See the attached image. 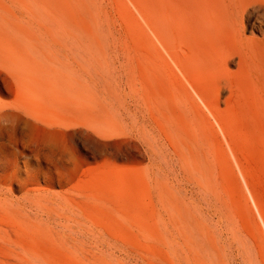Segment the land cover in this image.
<instances>
[{"label": "rangeland", "instance_id": "obj_1", "mask_svg": "<svg viewBox=\"0 0 264 264\" xmlns=\"http://www.w3.org/2000/svg\"><path fill=\"white\" fill-rule=\"evenodd\" d=\"M0 58V104L84 123L2 129L0 264H186L221 246L264 264V0H0ZM33 195L78 224L34 216Z\"/></svg>", "mask_w": 264, "mask_h": 264}, {"label": "bare ground", "instance_id": "obj_2", "mask_svg": "<svg viewBox=\"0 0 264 264\" xmlns=\"http://www.w3.org/2000/svg\"><path fill=\"white\" fill-rule=\"evenodd\" d=\"M29 22H30V20H29ZM33 23V22H32ZM38 25H39V27H41V28H43V26H41V24L38 22ZM28 29V28H27ZM42 32H43V30H42ZM13 34H14V32H13ZM61 34V33H60ZM43 35V34H42ZM51 37V36H50ZM39 38H41V39H44L43 37H39ZM70 38V37H69ZM72 38V37H71ZM51 39H52V42H57L56 41V39L54 38V37H51ZM67 39V38H66ZM160 39V38H159ZM38 40V39H37ZM49 40V39H48ZM63 40H64V38H63ZM68 40V39H67ZM73 40V39H72ZM50 41V40H49ZM74 41V40H73ZM160 41H161V39H160ZM162 41H163V43H162V45H163V47H164V49H165V51L167 52V54L169 55V57H171L172 59H173V61H174V63H175V65L176 66H178V59H177V54H175L173 51H172V47H171V45H170V43H169V41L167 40V36H166V39L165 38H163L162 39ZM53 44V43H52ZM73 44H75V43H73ZM78 45V44H77ZM33 46L34 47H37V45H34L33 44ZM54 48H55V46H53ZM80 47V46H79ZM47 49V48H46ZM55 49H57V47L55 48ZM73 49V48H72ZM78 49V48H77ZM81 49V48H80ZM84 49H86V48H84ZM59 50H62V49H59ZM74 50V49H73ZM13 51V50H12ZM16 51V50H15ZM14 51V52H15ZM43 51H45V52H42L41 53V56H43V59H44V61H45V63H46V67L49 69V70H51V71H54L53 70V68H52V66H53V63H54V65H57V62L56 61H52V59H51V57H50V55H51V50L49 49H47V50H43ZM87 51V50H86ZM59 52V51H58ZM64 52V51H63ZM79 52V51H78ZM74 53V52H73ZM87 53V52H86ZM5 54V53H4ZM33 54H35V53H33ZM64 54V53H63ZM67 54V53H66ZM65 54V55H66ZM85 54V52L83 53V55ZM75 55V54H74ZM89 55V54H88ZM7 56V55H6ZM5 56V57H6ZM19 56V55H18ZM76 56H77V54H76ZM86 56H87V54H86ZM158 56L160 57V55L158 54ZM4 57V58H5ZM22 57H24L23 55H22ZM67 57L69 58V55H67ZM88 57V56H87ZM21 58V57H20ZM78 58H79V56H78ZM83 58H84V56H83ZM91 58V57H90ZM161 62H163V65L164 66H166L170 71H171V73H173V75H174V72H173V70H172V68L168 65V63L166 62V59L161 55ZM1 59V58H0ZM3 59V58H2ZM1 59V60H2ZM7 59V58H6ZM5 59V60H6ZM11 59V58H10ZM27 59V58H26ZM86 59V58H85ZM89 59V58H88ZM12 60V59H11ZM23 59H21V60H19L20 62L22 61ZM3 61V60H2ZM26 61H28V60H26ZM31 60L29 59V62H30ZM70 61H71V59H70ZM82 61H84V60H82ZM87 61V60H86ZM89 61V60H88ZM6 62V61H5ZM32 62V61H31ZM34 62H36V61H33V63ZM73 62V61H72ZM72 62L71 63H69V64H71L72 65ZM13 63H14V61H13ZM23 63V62H22ZM19 64V63H18ZM35 64H37V63H35ZM75 64V63H74ZM73 64V65H74ZM85 64V63H84ZM87 64V63H86ZM94 64V63H93ZM7 65H8V63H7ZM13 65V64H12ZM17 65V64H16ZM2 66H3V64H2ZM5 66V65H4ZM11 66V65H10ZM76 66V65H75ZM86 66V65H85ZM97 66V65H96ZM96 66H95V68H96ZM72 67V66H71ZM11 68V67H10ZM18 68V67H17ZM25 68V67H24ZM61 68V67H60ZM5 69V68H4ZM19 69V68H18ZM10 70H13V69H10ZM20 70V69H19ZM22 70V69H21ZM20 70V71H21ZM35 71H36V69H34ZM74 70V69H73ZM5 71H6V69H5ZM16 71H17V69H16ZM81 70H79V72H80ZM19 72V71H18ZM17 72V73H18ZM39 72V71H38ZM72 72V71H71ZM92 72V71H91ZM7 73V72H6ZM9 73V72H8ZM22 73V72H21ZM20 73V74H21ZM35 73V72H34ZM42 73V72H41ZM68 73H70V72H68ZM76 73V72H75ZM40 74V73H39ZM12 75V74H11ZM14 75V74H13ZM25 75V74H24ZM26 75L27 76H29V74H27L26 73ZM73 75V74H72ZM81 75V74H80ZM84 75H86V74H84ZM40 76V75H39ZM83 76V75H82ZM89 76V75H88ZM97 77L99 76V75H96ZM10 77H12V76H10ZM18 77V76H17ZM22 77V76H21ZM29 77H34V76H29ZM76 77H78V75L76 76ZM80 77V76H79ZM85 77V76H84ZM92 77V76H91ZM90 77V78H91ZM13 79H14V77H12ZM28 78V77H27ZM40 78V77H39ZM88 79L89 80V78L88 77H85V79ZM26 79V78H25ZM31 79V78H30ZM28 80V79H27ZM87 80V81H88ZM91 80H92V78H91ZM14 81H17V80H15L14 79ZM34 81V80H33ZM36 81V80H35ZM34 81V82H35ZM10 82H11V80H10ZM13 82V81H12ZM21 82V81H20ZM30 83L32 82V81H29ZM39 82V81H38ZM94 82V81H93ZM98 82V81H97ZM26 83H27V81H26ZM25 83V84H26ZM42 83H43V81H42ZM41 83V84H42ZM89 83H91V82H89L88 81V83L87 84H89ZM19 84V83H18ZM21 84H23V83H21ZM29 84V83H28ZM32 84V83H31ZM37 84V83H36ZM40 84V83H39ZM43 84H47V83H43ZM180 84V89L182 88V85H181V83L180 82H178L177 80H176V85H179ZM14 85H15V83H14ZM34 85V84H33ZM97 85V84H96ZM25 86V85H24ZM42 86V85H41ZM11 87V86H10ZM33 88H34V86H32ZM38 87H40V86H38ZM43 87V86H42ZM45 87V86H44ZM41 88V87H40ZM67 88V87H66ZM66 88H64V90L66 89ZM96 88V87H95ZM12 89V88H11ZM19 89V88H18ZM39 89V88H38ZM38 89H36V90H38ZM43 89V88H42ZM97 89H98V87H97ZM183 89V88H182ZM20 90V89H19ZM33 90H35V89H33ZM32 90V91H33ZM50 90V89H49ZM48 90V91H49ZM94 90H96V89H94ZM13 91V90H12ZM27 91V90H26ZM39 91V90H38ZM43 91V90H42ZM47 91V90H46ZM47 91V92H48ZM6 92V91H5ZM11 92V91H10ZM23 92V91H22ZM21 92V93H22ZM8 93V92H7ZM35 93V92H34ZM33 93V94H34ZM39 93V92H38ZM44 93V92H43ZM8 94H10V93H8ZM31 94V92L28 94V95H30ZM78 94V93H77ZM97 94H98V92H97ZM14 95V94H13ZM38 95H40V93L38 94ZM17 96V95H16ZM31 96V95H30ZM41 96H43L42 94H41ZM40 96V97H41ZM45 96V95H44ZM49 96V95H48ZM46 97V96H45ZM1 98V97H0ZM34 98H36V97H34ZM49 98V97H48ZM54 98V97H53ZM76 98V97H75ZM3 99V98H2ZM33 99V98H32ZM39 99V98H38ZM41 99V98H40ZM43 99H45V98H43ZM46 99H47V97H46ZM77 99V98H76ZM81 99V98H80ZM88 99V98H87ZM91 99H93L92 101H94V98H92L91 97ZM14 100V99H13ZM42 100V99H41ZM52 100V99H51ZM51 100H49V103H50V101ZM54 100V99H53ZM55 100H59V99H55ZM89 100V99H88ZM36 101H37V99H36ZM48 101V100H47ZM78 101H79V99H78ZM85 101V100H84ZM38 102V101H37ZM42 102V101H41ZM95 102H96V100H95ZM40 103V102H39ZM45 102H43L42 103V105L44 104ZM57 103H58V101H57ZM61 103H63V102H61ZM46 104H48V103H46ZM51 104V103H50ZM50 104H49V108H52L51 106H50ZM68 104H70L69 102H68ZM53 105V104H52ZM59 105H60V102H59ZM48 106V105H47ZM65 106V105H64ZM55 107V106H54ZM59 107H61V106H59ZM78 107H80V105L78 106ZM57 108V107H56ZM7 109H11V110H13L14 112V114H13V117H12V120H11V123L9 124V125H7V126H3V127H1L0 126V134H1V131H2V129H5V130H13V129H15L17 126H19V128L21 129V131L24 133V134H27V133H29V131L31 130V128H32V124L34 123L35 124V122H41V123H44L45 125L47 124V126H50V127H57V128H63V127H66V126H70V125H76L77 127H82L83 125H84V123H83V121L81 120V119H78V120H76L75 122H70V121H68V119L66 120V119H50L49 121H46V122H44L43 120H41L39 117H38V115H37V113L32 109V108H30V106H25L22 102H19V101H13V102H11V103H6V104H0V115H1V113L3 112V111H5V110H7ZM64 109V108H63ZM66 109V108H65ZM97 109V108H96ZM61 110V109H60ZM55 111V110H54ZM65 111V110H64ZM7 112V111H6ZM66 112V111H65ZM75 112V111H74ZM63 113V112H62ZM62 113H59V114H62ZM67 113V112H66ZM76 114V113H75ZM64 115H65V113H64ZM70 115V114H69ZM61 117H62V115H61ZM74 118H75V116H73ZM77 117V116H76ZM37 124V123H36ZM38 125V124H37ZM88 126V125H87ZM45 127V126H44ZM43 127V128H44ZM95 127V126H94ZM86 128V127H85ZM46 129V128H45ZM96 129V128H95ZM42 130V129H41ZM81 133H82V131H80ZM5 133V132H4ZM17 133V132H16ZM15 133V134H16ZM18 134H19V132H18ZM5 135V134H4ZM10 135V134H9ZM21 135V134H20ZM35 135V134H34ZM18 138V137H17ZM23 138V137H22ZM74 138V137H73ZM24 139V138H23ZM57 139H58V137H57ZM61 139V138H60ZM1 140V139H0ZM10 140V139H9ZM13 140V139H12ZM21 140V139H20ZM76 139H74V141H75ZM92 140H94V139H92ZM91 140V141H92ZM19 141V140H18ZM17 142V141H16ZM21 142H24V141H20V143ZM95 142V141H94ZM0 143H1V141H0ZM5 143V142H4ZM32 143V142H31ZM71 143V142H70ZM6 144H7V142H6ZM13 144V143H12ZM34 144V143H33ZM78 144H80L79 142H78ZM97 144H99V143H97ZM2 145V144H1ZM0 145V146H1ZM18 145H19V142H18ZM26 145V144H25ZM24 145V146H25ZM35 145V144H34ZM3 146V145H2ZM1 146V147H2ZM21 146V145H20ZM23 146V145H22ZM31 146H33V145H31ZM30 146V147H31ZM1 147H0V149H1ZM11 147H13V145L11 146ZM82 147H84V146H82ZM5 148V147H4ZM23 148V147H22ZM74 148V147H73ZM16 149V148H15ZM25 149V148H24ZM44 149V148H43ZM29 150H31V149H29ZM22 151V150H21ZM43 151V150H42ZM78 151H79V148H78ZM77 151V152H78ZM85 151H87V150H85ZM2 152V151H1ZM23 152V151H22ZM32 152H34V150L32 151ZM38 152V151H37ZM87 152H89V151H87ZM93 152V151H92ZM91 152V153H92ZM39 153V152H38ZM81 153V152H80ZM3 154V153H2ZM18 154V153H17ZM43 154V153H42ZM93 154V153H92ZM94 154H96V153H94ZM25 155V154H24ZM39 155V154H38ZM13 156V159H14V154L12 155ZM22 156V155H21ZM41 156V155H40ZM75 156H76V153H75ZM91 156V155H90ZM92 157V156H91ZM17 158V157H16ZM23 158V157H22ZM29 158V157H28ZM33 158L35 159V157L33 156ZM40 158V157H39ZM73 158V157H72ZM83 158V157H82ZM6 159V158H5ZM10 158H8V160H9ZM40 160V159H39ZM38 160V161H39ZM42 160V159H41ZM73 160H75V159H73ZM1 161V160H0ZM6 162H7V159L5 160ZM27 161V160H26ZM25 161V162H26ZM46 161V160H45ZM44 161V162H45ZM55 161V160H54ZM59 161V160H58ZM61 161V160H60ZM6 162H3V163H6ZM10 162V161H9ZM85 162V161H84ZM3 163H2V167L1 168H3ZM15 163V162H14ZM38 163V162H37ZM47 163H49V161L47 162ZM55 163H56V161H55ZM61 163V162H60ZM80 163V162H79ZM86 163V162H85ZM11 164V163H10ZM16 164H17V162H16ZM19 164V163H18ZM17 164V165H18ZM25 164V163H24ZM50 164V163H49ZM53 164V163H52ZM57 164V163H56ZM55 164V165H56ZM5 165V167H6V164H4ZM16 165V167H18ZM20 165V164H19ZM23 165V164H22ZM74 165V164H73ZM15 166V165H14ZM51 166H53V165H51ZM67 166V165H66ZM64 167H65V165H64ZM8 167H6V169H7ZM19 168V167H18ZM24 168V167H23ZM30 168V167H29ZM37 168V167H36ZM54 168V167H53ZM69 168V167H68ZM75 168V167H74ZM73 168V169H74ZM17 169V168H16ZM31 169V168H30ZM40 169H41V167H40ZM46 169V168H45ZM9 170V169H8ZM18 170V169H17ZM21 170V169H20ZM42 170V169H41ZM47 170V169H46ZM5 171V170H4ZM23 171V170H22ZM31 171V170H30ZM36 171H39L38 169H36ZM49 171V170H48ZM47 171V172H48ZM0 172H2V170L0 171ZM13 172H15V171H13ZM40 172V171H39ZM69 172V171H68ZM16 173V172H15ZM42 173V172H41ZM12 174H14V173H12ZM21 174V173H20ZM23 174H24V172H23ZM27 174H30L29 172L27 173ZM33 174V173H32ZM37 174H39L38 172H37ZM53 174H55V173H53ZM11 175V174H10ZM31 175V174H30ZM41 175V174H40ZM47 175V174H46ZM56 175V174H55ZM56 176H58V174L56 175ZM11 177H12V175H11ZM10 177V178H11ZM35 177V176H34ZM59 177V176H58ZM16 178H18V177H16ZM26 178V177H25ZM27 178H29L28 176H27ZM60 178V177H59ZM15 179V178H14ZM19 179V178H18ZM35 179V178H34ZM44 179V178H43ZM58 179V178H57ZM13 180V179H12ZM25 180V182H26V179H24ZM24 180H22L23 182H24ZM31 180H32V178H31ZM14 181V180H13ZM21 181V182H22ZM61 181H62V179H61ZM7 182V181H6ZM18 182V181H17ZM21 182H19V183H21ZM24 182V183H25ZM37 182V181H36ZM47 182V181H46ZM2 183V182H1ZM50 183V182H49ZM51 183H53V182H51ZM44 184V183H43ZM2 185H4L3 183L0 185V191H2V189H5ZM7 185V184H6ZM56 185V184H55ZM57 185H59V184H57ZM19 186H20V184H19ZM11 187V186H10ZM18 187V186H17ZM23 188V187H22ZM30 190H32V188L30 189ZM47 190V189H46ZM8 191V190H7ZM13 191V190H12ZM47 191H49V190H47ZM36 192V191H35ZM34 192V193H35ZM39 192V191H38ZM46 192V191H45ZM22 193V192H21ZM28 194V193H27ZM5 195V194H4ZM8 195V194H7ZM21 195V194H20ZM31 195V194H30ZM12 197V196H11ZM66 197H68V196H66ZM6 198H8V197H6ZM17 198V197H16ZM25 198H28L27 197V195L25 194ZM32 198V200H29V199H25L26 200V203L24 204V206H26L27 208H25V209H27L28 211H30V212H33L34 213V216H36V217H39L41 220H44V221H47V222H53V223H55V224H57V225H60V226H62V227H64V228H68V227H70L71 228V226L73 227L74 225H77L78 224V217H79V215H78V213L73 209V207L71 206V203H69V202H67V201H58V202H48V201H45V200H42V199H40V198H38V197H36V196H32L31 197ZM30 198V199H31ZM10 199V198H9ZM23 202V201H22ZM21 204V203H20ZM9 209V208H8ZM13 209V208H12ZM18 209V208H17ZM26 210V211H27ZM17 211V210H16ZM19 211V210H18ZM10 212V211H9ZM20 212V211H19ZM21 212H22V210H21ZM18 213V212H17ZM12 215V214H11ZM10 215V216H11ZM27 215V214H26ZM12 217V216H11ZM13 217H14V215H13ZM27 217H28V215H27ZM13 219V218H12ZM21 219V218H20ZM8 220V219H7ZM14 221H15V219H14ZM16 221H17V219H16ZM22 222H23V220H21ZM1 222H3V220L1 221ZM11 222V221H10ZM18 222V221H17ZM20 222V221H19ZM47 222H45V223H47ZM14 224V223H13ZM50 225V224H49ZM16 226H18V224L16 225L15 224V227ZM8 227V226H7ZM51 227V226H50ZM54 227V226H53ZM10 228V227H9ZM46 228V227H45ZM59 229H60V227H58ZM75 228V227H74ZM47 229V228H46ZM51 229V228H50ZM17 230V229H16ZM76 230H78V229H76ZM80 230V229H79ZM43 231H44V228H43ZM48 232V231H47ZM52 232V231H51ZM64 232V231H63ZM7 235H8V233H7ZM72 236V235H71ZM76 236V235H75ZM93 240L95 241L96 239L93 237ZM96 242L97 241H95L94 242V244H96ZM228 246V245H227ZM226 246V247H227ZM97 247V246H96ZM178 247V246H177ZM215 247V246H214ZM213 247V248H214ZM225 247V246H224ZM232 247V246H231ZM100 248V247H99ZM103 248H105V247H103ZM107 248V247H106ZM208 248V247H207ZM234 248V247H233ZM232 248V249H233ZM186 249V248H185ZM184 249V250H185ZM198 249V248H197ZM227 249H230V248H227ZM231 249V250H232ZM109 250H111V249H109ZM205 250H206V248H205ZM215 250V252L214 253H212V254H210V256L209 257H206V258H203V257H201L202 259H196V258H193V259H190V260H187V261H185L186 262V264H243V263H241L240 261H238V260H240V259H238V260H236V259H232L231 258V256H230V258H228L227 259V255H226V258L225 257H223L225 260H223L222 258H220L219 257V255H220V253H224V251H225V249L221 246V247H218L217 249H214ZM236 250V249H235ZM108 251V250H107ZM113 251V250H112ZM177 251V250H176ZM186 251V250H185ZM212 251H213V249H212ZM111 252V251H110ZM180 252V251H179ZM230 252V251H229ZM120 253V252H119ZM128 253V252H127ZM175 253V252H174ZM185 253H187V252H185ZM184 253V254H185ZM203 253H205L204 251H203ZM210 253V252H209ZM231 253V252H230ZM229 253V254H230ZM178 254V253H177ZM202 254V253H201ZM200 254V255H201ZM229 254H228V257H229ZM234 254H236V253H234L233 252V256L234 257H236ZM240 254V253H239ZM134 255V254H133ZM173 255V254H172ZM176 255V254H175ZM205 255V254H204ZM231 255V254H230ZM132 256V255H131ZM174 256V255H173ZM181 256H184L183 254L181 255ZM240 256V255H239ZM125 257V256H124ZM134 257H136V256H134ZM178 257H179V255H178ZM185 257V256H184ZM189 257V256H188ZM241 257V256H240ZM137 258V257H136ZM180 258V257H179ZM182 258V257H181ZM171 259V258H170ZM173 259V258H172ZM175 259V258H174ZM122 260V259H121ZM126 260H128L127 258H126ZM126 260H124V261H126ZM138 260V259H137ZM180 260V259H179ZM178 260V261H179ZM129 261V260H128ZM134 261V260H133ZM147 261V260H146ZM174 261V260H173ZM175 262V261H174ZM245 262H247V261H245ZM141 263V262H140ZM143 263V262H142ZM176 263V262H175ZM249 263V262H248ZM101 264H105V263H101ZM182 264V263H181ZM247 264V263H246ZM250 264H251V262H250Z\"/></svg>", "mask_w": 264, "mask_h": 264}]
</instances>
